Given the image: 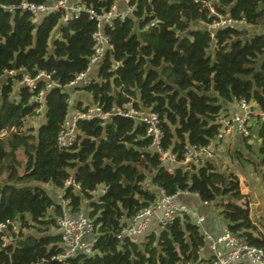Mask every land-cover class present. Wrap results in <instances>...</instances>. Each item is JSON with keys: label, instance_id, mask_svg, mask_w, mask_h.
<instances>
[{"label": "trees", "instance_id": "16d2710c", "mask_svg": "<svg viewBox=\"0 0 264 264\" xmlns=\"http://www.w3.org/2000/svg\"><path fill=\"white\" fill-rule=\"evenodd\" d=\"M23 0H0L17 4ZM48 3L53 0H28ZM220 13L245 18L251 28L210 31L199 21H211L205 2L196 0H129L133 13L105 27L114 46L99 62L97 75L75 88L47 92L43 121L29 89L14 91L23 73L55 72L65 87L89 68L97 22L83 11L63 24V12L44 16L33 25L26 13L0 7V223L19 218L18 232H0V264H203L205 245L200 227L188 214L168 226L146 231L137 243L117 234L160 191L170 195L198 193L213 203L229 229L255 246H264L261 223L249 218L250 198L242 192L234 171L220 170L212 160L178 164L151 147L144 123L117 116L79 120L78 142L69 149L57 145V135L69 113L70 90H83L105 110L132 101L136 108L156 112L164 132L162 147L183 158L185 146L207 145L217 135V119L235 98L254 101L264 111V0H210ZM98 12L115 0H84ZM158 22L146 28L154 21ZM57 34L53 37V34ZM15 76L5 69H20ZM43 82H40L42 85ZM82 102L77 109H83ZM264 166V120L255 126ZM72 175L82 190L73 195L76 210H85L99 231L97 254H80L65 262L51 260L62 250L56 219L62 209L41 183L60 189ZM104 187L105 192L98 188ZM84 201H87L84 203ZM87 204V205H85Z\"/></svg>", "mask_w": 264, "mask_h": 264}, {"label": "built area", "instance_id": "2783aa9c", "mask_svg": "<svg viewBox=\"0 0 264 264\" xmlns=\"http://www.w3.org/2000/svg\"><path fill=\"white\" fill-rule=\"evenodd\" d=\"M202 1L209 8L211 21H199V23L210 31L213 40H215V32L219 29L248 26L245 18L234 19L229 13L224 14L217 11L210 0ZM126 2L128 9L125 12H117L115 4L109 10L98 12L94 7L87 6L84 0H53L52 2L39 4L28 0H23L17 4L0 3V7L9 12L19 11L20 13L28 14L33 25H38L44 16L55 12H63L61 22L68 24L69 21L78 18L83 11H86L90 19L95 20L98 25L92 35L94 51L89 59V68L86 72L77 75L66 87L54 77V71L48 72L44 70H38L34 76L29 73H23L22 78L14 84L15 92H19L23 87L29 89L28 103L36 105V115L43 114L47 102L46 95L49 90L76 87L85 82L88 84L91 81V78H87L88 72L105 56L107 50L113 51L114 49L109 36L104 32V27H112L115 19L123 20L133 13L134 6L129 5V0H126ZM157 22V19L150 22L146 28H150ZM23 70V68L5 69L4 75L15 76L17 72ZM40 82H43V84L40 85ZM69 102L70 99L68 98ZM231 105L233 108L230 110ZM117 116L131 118L146 125L147 136L152 138L151 147L158 151L163 161L169 162L170 165L167 170L173 173L178 164H201L205 161L213 160L217 155L221 141L233 131L250 141L255 140L258 142L260 140L261 144V139L255 130V126L258 119L264 120V111L254 101H248L246 98H235L216 121L218 125L216 138L207 145H186L183 158L179 160L177 155L170 149L164 150L162 147L164 132L160 126L159 115L156 112L136 108L132 101L115 106L111 110H105L103 106L92 104L84 106L82 110L77 109L71 115L68 114L57 135L58 147L69 149L78 142L80 134L77 124L79 120L99 119L103 125H106L111 123ZM7 134V129L0 130L1 138ZM81 190V182L77 181L75 176L72 175L64 182L56 194V200L60 203L62 209L61 215L56 219V227L62 240V250L57 255L52 256L51 260L62 263L80 254L95 256L98 252V227L85 210H76L73 204V195ZM98 191L104 193L105 188L99 187ZM181 193L186 192H180L176 195ZM176 195L160 191L158 198L152 204L136 213L130 223L117 234V237L123 241L128 240L132 243H137L142 235L148 231L155 218L158 219L161 225L168 226L180 215L188 214L200 227L205 241V245L200 246L199 252L203 257H205L203 254L206 247H209L212 252V255L207 257V261L203 264H243L245 260H249L250 264H264V246L259 247L251 244L246 237L233 233L229 227L223 235L219 237L213 236L204 227V215L187 205L178 204L175 201ZM249 218L254 220L252 213H250ZM20 225L21 221L19 218L1 222L0 232H4V239H7V232L10 234L18 232ZM221 246H223V249ZM45 261V259H42L41 262L33 264H44Z\"/></svg>", "mask_w": 264, "mask_h": 264}, {"label": "crops", "instance_id": "0c3cea01", "mask_svg": "<svg viewBox=\"0 0 264 264\" xmlns=\"http://www.w3.org/2000/svg\"><path fill=\"white\" fill-rule=\"evenodd\" d=\"M115 5L117 12H125L128 9V4L126 0H115ZM251 28L248 26H243V28ZM105 28V27H104ZM259 32H263L264 29L259 28ZM57 32L54 33V36ZM108 51V50H107ZM103 59V58H102ZM101 59V60H102ZM100 60V61H101ZM99 61V62H100ZM97 62L87 74L88 79H92L97 75L100 63ZM75 88V87H71ZM76 102L85 101L86 104L82 106L92 105V96L83 90H74V98ZM233 106H230V110ZM235 109V107H234ZM233 109V110H234ZM229 110V111H230ZM232 110V111H233ZM256 130V129H255ZM257 132V130H256ZM247 141V142H246ZM250 140L241 137L237 132L233 131L230 135H227L220 143L216 157L212 160L220 170L224 171H234L237 175L242 172V169L248 167H253L255 174L261 176L262 181H264V169L261 168L259 162V155L252 151V147L248 142ZM256 143L255 148H259L260 140L254 141ZM256 174V175H257ZM239 176V175H238ZM247 181V180H246ZM264 184V183H263ZM254 184V182L247 181V185L243 186L241 183L242 192L248 194L250 198L251 213L254 220L264 226V185ZM175 201L178 204L187 205L200 214L204 215V227L215 237H219L224 234L225 230L228 228V221L220 214L219 210L213 203L203 201L198 193H181L175 196ZM159 225L158 219H154L151 223ZM150 227L149 230L156 227ZM264 231V228L261 227ZM148 230V231H149ZM223 249V246H221ZM205 258L210 257L212 252L209 247H206L204 254ZM243 264H250L249 260H245Z\"/></svg>", "mask_w": 264, "mask_h": 264}, {"label": "rangeland", "instance_id": "374dc122", "mask_svg": "<svg viewBox=\"0 0 264 264\" xmlns=\"http://www.w3.org/2000/svg\"><path fill=\"white\" fill-rule=\"evenodd\" d=\"M53 37H54V34H53V36H52V39L50 40V43H52V40H53ZM69 99H70V102H69V106H70V108H69V115H71V114H73L76 110H77V103L78 102H76L75 100H73V98H74V90H70V92H69V97H68ZM82 102V104L84 103V104H86V102L85 101H81ZM29 121H30V123L31 124H33L34 126H38V124L41 122V121H43V114L42 115H36V116H34V117H32V118H30L29 119ZM255 141V140H254ZM254 141H248L249 143H250V146L252 147V151H254L255 153H257V148H255L256 147V143L254 142ZM247 142V141H246ZM259 158V157H258ZM260 159V158H259ZM260 161V160H259ZM261 168L262 169H264V166L263 165H261ZM256 174H257V172H256ZM255 174V171H254V169H253V167H251V168H248V167H246V168H244V169H242V172L241 173H239L238 175H239V177H240V180H241V183H242V185L243 186H246L247 185V181L248 182H250V181H252V182H254V184H260V182H261V184H263L264 183V181H262V177L260 176L259 177V175L257 174L256 175ZM247 180V181H246ZM41 185H43L44 187H46L47 188V190H48V192L50 193V194H52L55 198L57 197L56 196V194L58 193V190L59 189H57V188H55L52 184H50V183H41ZM264 185V184H263ZM87 201H84V203H86ZM85 205H87V204H85ZM152 225H150V227H151ZM159 225H157V224H153V226L152 227H158ZM150 227L148 228V230L150 229ZM155 228V229H156Z\"/></svg>", "mask_w": 264, "mask_h": 264}]
</instances>
